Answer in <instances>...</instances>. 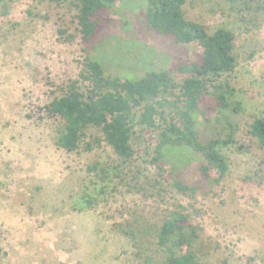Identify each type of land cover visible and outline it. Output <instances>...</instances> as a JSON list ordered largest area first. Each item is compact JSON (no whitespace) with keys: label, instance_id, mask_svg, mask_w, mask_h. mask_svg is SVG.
Masks as SVG:
<instances>
[{"label":"rangeland","instance_id":"1","mask_svg":"<svg viewBox=\"0 0 264 264\" xmlns=\"http://www.w3.org/2000/svg\"><path fill=\"white\" fill-rule=\"evenodd\" d=\"M76 4L0 0V264H154L160 258L154 229L177 203L202 229L191 249L194 264H264V150L249 134L251 124L264 119V0H187L184 7L190 20L210 31L225 28L236 38L237 66L222 78L235 91L226 114L236 126V143L221 149L227 176L215 186L202 185L193 202L160 180L151 163L157 128L137 118L134 158L109 184L112 196L85 211L73 205L97 182L89 167H108L117 158L106 144L92 151L85 144L73 153L60 149L59 121L41 110L83 67ZM147 8V0L109 7L88 49L108 74L137 79L198 57V46L150 31ZM172 76L181 82L176 71ZM201 130L204 140L214 136L211 127ZM97 136V129L88 130L85 143ZM194 158L180 167L179 178L201 185Z\"/></svg>","mask_w":264,"mask_h":264},{"label":"trees","instance_id":"2","mask_svg":"<svg viewBox=\"0 0 264 264\" xmlns=\"http://www.w3.org/2000/svg\"><path fill=\"white\" fill-rule=\"evenodd\" d=\"M73 1L77 3V31L86 54L83 67L78 78L66 84L63 94L41 110L59 121L56 145L60 149L73 153L85 144V149L92 151L106 144L117 158L116 164L108 167H89L97 182L90 183L92 189L86 187L88 192L73 208L95 209L100 201L112 196L115 188L108 191L109 184L120 180V172L135 156L132 137L137 118L141 124L157 128L151 163L160 180L197 201L203 186H215L227 176L229 163L221 149L236 143V126L226 114L235 91L222 80L237 66L234 33L225 28L210 31L187 18V0H147L148 29L172 36L178 44L196 45L200 53L195 60L174 62V66L163 71H151L137 79L123 78L108 74L88 53L91 41L103 30L109 7L118 0ZM226 1L245 4L255 0ZM59 32L61 36L66 34L65 30ZM173 71L180 75V83L172 76ZM204 125L214 132L206 140L201 130ZM90 129H97L101 136L85 143ZM249 134L264 150V119H256ZM194 157H198L195 162L204 181L201 185L186 184L179 178L180 167L192 163ZM154 231L160 251L159 261L154 264H194L191 249L202 229L193 221L187 206L175 204Z\"/></svg>","mask_w":264,"mask_h":264}]
</instances>
